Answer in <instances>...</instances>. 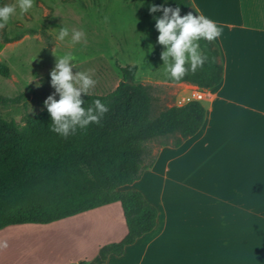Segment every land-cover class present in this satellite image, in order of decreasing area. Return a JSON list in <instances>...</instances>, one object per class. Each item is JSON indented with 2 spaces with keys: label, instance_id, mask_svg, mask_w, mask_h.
Here are the masks:
<instances>
[{
  "label": "crops",
  "instance_id": "0c3cea01",
  "mask_svg": "<svg viewBox=\"0 0 264 264\" xmlns=\"http://www.w3.org/2000/svg\"><path fill=\"white\" fill-rule=\"evenodd\" d=\"M190 2L221 29L223 77L201 103L199 132L179 147L159 146L152 167L124 188L156 208L155 228L102 262L99 249L127 235L114 203L30 225L46 236L18 243L32 259L20 254L12 264H264V0Z\"/></svg>",
  "mask_w": 264,
  "mask_h": 264
},
{
  "label": "trees",
  "instance_id": "16d2710c",
  "mask_svg": "<svg viewBox=\"0 0 264 264\" xmlns=\"http://www.w3.org/2000/svg\"><path fill=\"white\" fill-rule=\"evenodd\" d=\"M164 6L179 7L181 16L190 12L198 15L190 0H168ZM6 28L0 29L2 44L21 39L9 38ZM200 45L208 60L195 73L189 72L175 82L211 90L222 81L223 65L214 41L201 40ZM120 72L121 80L111 93L82 94V106H90L95 99L108 105L109 112L100 124L66 139L49 131L51 120L46 108L27 116L23 124L0 117V230L47 225L119 203L127 235L119 243L99 249V257L105 262L111 255L121 256L125 247L155 228L156 208L139 191L124 188L139 181L152 167L155 158L149 143L159 140V146L179 147L199 132L205 109L192 101L153 115L149 87L135 80L137 68L127 66ZM9 73V67L0 61V77L7 78ZM5 100L0 97V102Z\"/></svg>",
  "mask_w": 264,
  "mask_h": 264
},
{
  "label": "rangeland",
  "instance_id": "374dc122",
  "mask_svg": "<svg viewBox=\"0 0 264 264\" xmlns=\"http://www.w3.org/2000/svg\"><path fill=\"white\" fill-rule=\"evenodd\" d=\"M151 5L137 0H34L29 13L12 17L6 26L9 38L21 39L10 44L0 42V61L10 69L7 78L0 77V97L6 99L0 102V117L23 124L27 116L44 110V101L55 93L49 74L56 56L67 53L76 57L74 73L89 71L97 81L88 94L111 93L121 80L120 69L135 66L136 82L149 87L153 115L179 106L183 98L191 96L193 88L166 78L161 60L165 49L157 42L154 19L162 12L150 14ZM60 27L82 30L85 39L76 44L70 42V37L57 40ZM159 143H149L152 156ZM30 225L38 227L27 224L0 230V242L8 246L3 257L0 255L3 264H12L20 254L32 259L26 244L16 245L21 241L40 242L46 235L25 230ZM63 257L71 258V254L63 251Z\"/></svg>",
  "mask_w": 264,
  "mask_h": 264
},
{
  "label": "clouds",
  "instance_id": "9594fccd",
  "mask_svg": "<svg viewBox=\"0 0 264 264\" xmlns=\"http://www.w3.org/2000/svg\"><path fill=\"white\" fill-rule=\"evenodd\" d=\"M168 0L161 5L152 4L149 13L162 12V16L155 18L157 42L164 46L161 53L163 70L167 79L181 81L189 72L195 73L208 60L201 50L200 41L213 42L221 35L217 23L207 16L191 12L181 16L180 9L166 7ZM34 6V0H14L4 2L0 0V29L5 28L12 17H23ZM70 37L73 44L85 39L82 30L60 27L56 39L64 41ZM76 57L71 53L56 56L55 66L50 71V85L54 88V95H49L44 106L50 115L49 131L60 138H68L78 131H87L90 125H99L109 112V107L100 99H95L88 107L81 98L88 95L97 81L89 71L73 72ZM55 95L59 99H55ZM0 247H7L6 242H0Z\"/></svg>",
  "mask_w": 264,
  "mask_h": 264
},
{
  "label": "built area",
  "instance_id": "2783aa9c",
  "mask_svg": "<svg viewBox=\"0 0 264 264\" xmlns=\"http://www.w3.org/2000/svg\"><path fill=\"white\" fill-rule=\"evenodd\" d=\"M208 97H209V93L206 89L195 88L192 90L190 97L183 98L180 101L179 106L184 105L188 102H192V101L201 103L207 100Z\"/></svg>",
  "mask_w": 264,
  "mask_h": 264
}]
</instances>
